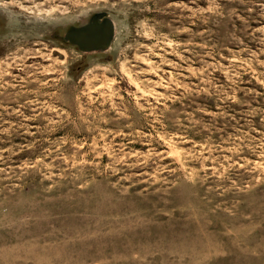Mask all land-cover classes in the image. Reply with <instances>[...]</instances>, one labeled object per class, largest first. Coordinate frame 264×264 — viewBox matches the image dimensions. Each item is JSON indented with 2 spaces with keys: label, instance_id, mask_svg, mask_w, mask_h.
Returning <instances> with one entry per match:
<instances>
[{
  "label": "rangeland",
  "instance_id": "rangeland-1",
  "mask_svg": "<svg viewBox=\"0 0 264 264\" xmlns=\"http://www.w3.org/2000/svg\"><path fill=\"white\" fill-rule=\"evenodd\" d=\"M0 264H264V0H0Z\"/></svg>",
  "mask_w": 264,
  "mask_h": 264
},
{
  "label": "water",
  "instance_id": "water-1",
  "mask_svg": "<svg viewBox=\"0 0 264 264\" xmlns=\"http://www.w3.org/2000/svg\"><path fill=\"white\" fill-rule=\"evenodd\" d=\"M114 35L113 23L106 14H95L87 25L71 27L61 39L64 43L76 46L81 52L106 51Z\"/></svg>",
  "mask_w": 264,
  "mask_h": 264
},
{
  "label": "flooded vegetation",
  "instance_id": "flooded-vegetation-1",
  "mask_svg": "<svg viewBox=\"0 0 264 264\" xmlns=\"http://www.w3.org/2000/svg\"><path fill=\"white\" fill-rule=\"evenodd\" d=\"M87 24H88V22H87ZM87 24H86V25H87ZM75 47H76V46H75ZM77 49H78V48H77ZM78 50H79V49H78Z\"/></svg>",
  "mask_w": 264,
  "mask_h": 264
}]
</instances>
